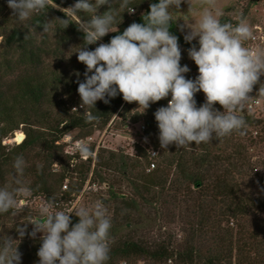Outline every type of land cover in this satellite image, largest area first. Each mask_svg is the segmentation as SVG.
<instances>
[{
    "label": "trees",
    "instance_id": "obj_1",
    "mask_svg": "<svg viewBox=\"0 0 264 264\" xmlns=\"http://www.w3.org/2000/svg\"><path fill=\"white\" fill-rule=\"evenodd\" d=\"M54 2L67 8L76 0ZM157 2L131 0L130 7L135 11L121 13L118 32L108 33L88 49L109 43L133 22L143 23V14ZM107 10V5L100 6L97 14ZM56 17L66 18L59 9L50 8L47 17L34 15L21 24L12 17L7 0H0V69L7 76L15 73L10 81H0V186L10 181L14 159L20 154L27 162L25 183L44 201L54 199L53 210L69 211L87 180L90 185H106L108 199L102 202L112 222L107 264H264V188L259 187L261 179L256 175L258 168L264 169V160L250 153L262 142L264 120L246 108L238 113L246 120L243 136L233 133L211 143L193 142L189 149H177L172 144L165 150L160 146L154 113L167 106L171 96L152 103L141 114L137 103H127L118 94L108 104L97 101L91 111L99 121L86 123L88 109L80 107L76 82L84 81L86 66L78 61L76 53L75 57H63L66 50L75 52L83 43L84 34L74 24L77 18L73 17V24L66 29L57 22L47 34L40 33L42 28L32 27ZM79 18L88 19L89 14L81 13ZM220 20L237 23L225 14ZM170 31L178 37L181 66L192 62L184 75L194 80L198 67L193 60L188 62V49L193 44L198 48V41L185 42L186 33L175 20ZM51 56L61 61L59 69L48 68ZM260 84H264L262 76L250 93L252 98L264 99L257 94ZM195 99L199 107L205 102L204 93H196ZM215 107L223 111L219 104ZM110 121L115 128L143 126L140 133L157 151L152 169H148L150 160L144 146L135 145L133 155L97 149L94 159L90 155L84 160L79 150L67 152L65 136L69 135L72 143L103 130ZM17 130L23 134L19 143L1 144ZM89 148L93 153V147ZM10 214H0V219ZM70 215L73 224L78 222L74 212ZM35 217L33 212L29 219ZM175 218L181 225L180 239L173 240L174 235L166 229L162 232L166 235L149 236L147 230L155 228L157 221L166 225ZM17 240L22 253L20 264H38L40 237L33 239L26 234Z\"/></svg>",
    "mask_w": 264,
    "mask_h": 264
},
{
    "label": "clouds",
    "instance_id": "obj_2",
    "mask_svg": "<svg viewBox=\"0 0 264 264\" xmlns=\"http://www.w3.org/2000/svg\"><path fill=\"white\" fill-rule=\"evenodd\" d=\"M185 0H158L149 5L143 14V23H131L122 34L113 36L109 43H100L94 50L87 46L97 44L110 32H118L121 13H134L131 0H76L74 5L61 8L54 0H7L12 17L23 24L34 15L47 17L50 8L59 9L66 18L46 19L33 25L42 28L41 34L54 30L58 24L66 29L76 17L77 30L84 34L78 46L77 59L86 66L84 81L77 79L80 107L88 109L85 122H98L92 113L97 101L105 104L110 98L122 94L127 103H137L143 114L152 103L169 95L167 106L159 107L155 120L159 129L162 149L175 144L177 149H189L195 145L211 143L213 139L238 133L243 136L246 120L238 113L244 111L252 99L253 87L264 76V48H249L245 44L253 39V30L243 13L237 23H221L223 13L216 9L215 0H200L198 19L181 25L185 42L198 41L188 49V56L198 67V76L186 79L190 71L181 66V49L178 37L170 31L173 15L180 11ZM188 12H192L190 0ZM108 10L97 14L100 6ZM89 14L81 19L80 14ZM118 16L121 18L118 21ZM79 77V73H76ZM203 92L205 102L197 107L195 95ZM264 97V84L258 93ZM219 104L223 111L215 105ZM75 109V108H74ZM19 143V142H17ZM84 157L92 155L88 145H78ZM27 162L22 154L13 162V173L8 183L0 186V214L20 213L19 204L32 195V188L24 181ZM42 168V165H38ZM52 198L40 204L38 215L16 226L22 239L27 234L35 239L40 233L38 264H107L110 259L111 217L102 201L91 207L79 206L71 211L53 210ZM78 217L72 223L71 215ZM28 224L33 226L27 231ZM19 240L0 236V264H20L22 253Z\"/></svg>",
    "mask_w": 264,
    "mask_h": 264
},
{
    "label": "rangeland",
    "instance_id": "obj_3",
    "mask_svg": "<svg viewBox=\"0 0 264 264\" xmlns=\"http://www.w3.org/2000/svg\"><path fill=\"white\" fill-rule=\"evenodd\" d=\"M249 1L250 0H215V7L217 10L221 11L223 15L224 14L228 15L232 20L235 21H237L238 14L243 13V15L247 18L248 22L250 23V25H252L253 23L259 22L262 20V18H264V12L259 9L260 6L261 7L263 6L264 0H256L253 4H248ZM190 2L192 5L191 13L188 12L189 4L187 3V0H185V2H183L180 6L181 12H176L173 15V20H175V22L179 27L184 23L191 24L194 20L198 19V15L201 10L200 0H190ZM259 23H263V22H259ZM184 31L185 33H187L188 29L185 28ZM74 55L75 53L71 49V50H66L64 52L63 57L65 59H68L69 57H75ZM53 57L54 56H51V58L49 57V59H47L48 68L59 69L58 65L61 63V61L57 62L55 61L56 57L55 58ZM189 61L190 58H188V62ZM191 65L192 62H189L188 66ZM193 65H196L195 62H193ZM4 74H5L4 70H2L1 68L0 69L1 82L3 81L8 82L13 78V76H15V73L10 74V76ZM262 77L264 78V76ZM251 111L256 112L257 116L260 117L262 120H264V99H260V104L254 110ZM113 126L114 123H111L110 121L103 130L95 131L91 135L93 137L92 141H88L86 143V145H88L89 147L91 146L93 147V153H92L93 159L97 149L120 151L126 155L134 154L135 145H139L141 147L144 146L146 150L151 149V147L148 146V141L140 133V125L136 124V125H128L124 127L117 126L116 128ZM16 134L19 135V139H16L15 136ZM21 137H22V132L20 130H17L16 132L13 133L12 138L2 140L1 144H11V143L20 142L22 140ZM261 138H262V142L258 144L255 149L253 148L250 151V153L255 156L254 158L258 160H264V133L261 134ZM63 141L65 142L70 141V136L69 135L65 136L63 138ZM154 162H156V159H154ZM52 167L53 169H55L56 165L53 164ZM92 168L93 165H91V169ZM260 170L261 168H258L256 170L257 178L261 179L258 185L259 187L264 188V177ZM106 187H107L106 185H100V186L95 184L90 185L87 180L79 195H77L72 200L69 211L79 206L91 207L98 200L102 201L108 199L107 192L105 191ZM121 188L124 189L125 191L127 190L125 185H123ZM43 201L44 199L42 195H34V194H32L31 197L28 198L26 202L22 201L19 204L20 213H18L17 216L14 217L12 214H10L9 216L0 219V236L8 235L11 236L13 239H18L19 236L16 231V226L20 225L21 227H23V223L29 221V217L33 215V212L37 216L40 204ZM178 221L179 219L175 218L173 222H171L170 224L167 223L166 225H164L161 220L157 221L156 224L154 225L155 228H152L151 230H147V232L150 231L149 236L154 238L157 235H166L165 232L164 234H162L163 230L166 229L167 231H170L174 235L173 240H178L183 235L179 231L181 225L179 226L180 223ZM147 222L146 223L148 226L149 224L151 225L150 221ZM162 225H164V227L160 228V226ZM32 228L33 226L31 224H28L27 226L28 232H31ZM40 235L41 234L38 233L37 237H40Z\"/></svg>",
    "mask_w": 264,
    "mask_h": 264
},
{
    "label": "built area",
    "instance_id": "obj_4",
    "mask_svg": "<svg viewBox=\"0 0 264 264\" xmlns=\"http://www.w3.org/2000/svg\"><path fill=\"white\" fill-rule=\"evenodd\" d=\"M255 9H256V7H255ZM259 9L264 12V3H263L262 7L261 6L259 7ZM259 22H263V23H259ZM259 22L253 23L251 25L252 30H253V39L246 42V44H245L246 47L253 48V49L264 48V18H262V20ZM259 104H260V99L252 98L248 102L246 108L248 110H254ZM142 129H143V126L140 127V130H142ZM92 139H93L92 136H87L84 139H79V140H76L72 143H70V141H66V143H68L67 152L79 150L78 149L79 144H81V143L86 144L88 141H92ZM147 154H148L149 160H150L148 169H152L154 167V164H155L154 159L157 156V151L155 149H149V150H147ZM80 157H82V159L83 158L85 159V157L82 155ZM261 173L264 177V169L261 170Z\"/></svg>",
    "mask_w": 264,
    "mask_h": 264
},
{
    "label": "water",
    "instance_id": "obj_5",
    "mask_svg": "<svg viewBox=\"0 0 264 264\" xmlns=\"http://www.w3.org/2000/svg\"><path fill=\"white\" fill-rule=\"evenodd\" d=\"M15 136H16V139H19V135L18 134H16ZM22 138H23V134H22Z\"/></svg>",
    "mask_w": 264,
    "mask_h": 264
}]
</instances>
